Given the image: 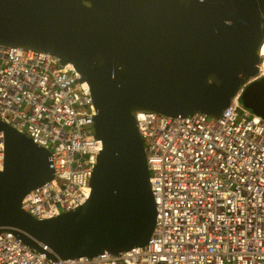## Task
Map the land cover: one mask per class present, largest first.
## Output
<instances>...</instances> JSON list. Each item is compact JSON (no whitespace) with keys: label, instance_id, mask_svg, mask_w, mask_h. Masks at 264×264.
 Listing matches in <instances>:
<instances>
[{"label":"water","instance_id":"obj_1","mask_svg":"<svg viewBox=\"0 0 264 264\" xmlns=\"http://www.w3.org/2000/svg\"><path fill=\"white\" fill-rule=\"evenodd\" d=\"M263 42L264 0H0V45L71 64L101 140L87 199L40 219L21 200L53 178L50 150L0 120V233L49 259L144 245L156 208L135 112L218 118L242 89L264 119Z\"/></svg>","mask_w":264,"mask_h":264},{"label":"built area","instance_id":"obj_2","mask_svg":"<svg viewBox=\"0 0 264 264\" xmlns=\"http://www.w3.org/2000/svg\"><path fill=\"white\" fill-rule=\"evenodd\" d=\"M241 92L218 118L135 112L156 208L144 245L49 259L4 231L0 264H264V119L244 107ZM93 113L71 64L0 45V120L48 148L54 169L21 200L32 216L51 218L87 199L101 149ZM3 157L0 133V169Z\"/></svg>","mask_w":264,"mask_h":264},{"label":"bare ground","instance_id":"obj_3","mask_svg":"<svg viewBox=\"0 0 264 264\" xmlns=\"http://www.w3.org/2000/svg\"><path fill=\"white\" fill-rule=\"evenodd\" d=\"M261 55H262V63L260 65V71H261V74L263 73V65H264V42H263V45L261 47Z\"/></svg>","mask_w":264,"mask_h":264},{"label":"rangeland","instance_id":"obj_4","mask_svg":"<svg viewBox=\"0 0 264 264\" xmlns=\"http://www.w3.org/2000/svg\"><path fill=\"white\" fill-rule=\"evenodd\" d=\"M262 75H264V65H263V73H262Z\"/></svg>","mask_w":264,"mask_h":264}]
</instances>
